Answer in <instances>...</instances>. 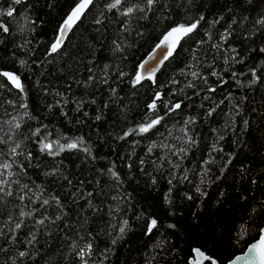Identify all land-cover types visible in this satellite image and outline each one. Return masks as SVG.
<instances>
[{
    "label": "trees",
    "instance_id": "obj_1",
    "mask_svg": "<svg viewBox=\"0 0 264 264\" xmlns=\"http://www.w3.org/2000/svg\"><path fill=\"white\" fill-rule=\"evenodd\" d=\"M78 2L0 0V10H16L0 16L9 29H0V72L18 75L24 89L0 76V164L12 163L9 179L32 197L20 202L13 183L14 196L0 200V264H82L77 253L89 242L88 264H189L193 246L223 264L264 225V0H157L151 10L146 0H124L111 11L113 0H94L51 52ZM134 5L144 11L121 14ZM197 20L155 81L133 85L151 48ZM157 117L148 133L119 138ZM43 136L83 144L49 156L39 151ZM16 142L25 155L14 162ZM21 207L35 215L21 218ZM152 218L158 225L148 233Z\"/></svg>",
    "mask_w": 264,
    "mask_h": 264
},
{
    "label": "snow or ice",
    "instance_id": "obj_2",
    "mask_svg": "<svg viewBox=\"0 0 264 264\" xmlns=\"http://www.w3.org/2000/svg\"><path fill=\"white\" fill-rule=\"evenodd\" d=\"M23 2V0H12L13 4L19 5ZM157 2V0H146L148 10H151L152 6ZM94 0H79V2L76 4V6L73 8L71 14L65 19L63 25L61 26L60 38L56 41V43L52 44L51 46V52L55 53L60 48L61 43L63 41V36L67 33V31L72 27V25L80 19V17L84 14V12L89 9L90 5H93ZM122 3H124V0H113L112 3L107 5V8L109 11L112 9H117ZM137 10L143 12L144 8H141L139 5H134L131 7H127L125 11H123L121 14L124 16H130ZM14 7H8L6 10H0V16H8L13 17L15 13ZM201 20L203 17L200 18ZM99 23V21H97ZM200 21L197 20L190 25L180 24L175 27H172L163 37V39L160 41V44L157 45V48H160L162 45L166 46L167 54L163 57V59H168L169 56L172 55L173 51L175 50L176 45L180 42L181 39H183L186 36H189L191 33H193L199 25ZM260 24H264V19H261L258 21ZM0 29H2L3 32H8L9 29L6 25L3 23H0ZM21 31H23V28H21ZM224 40H227V34L224 36ZM232 51H235V49H232ZM261 52H264V48L260 49ZM152 59H157L156 57H153ZM162 62V61H160ZM227 62V61H226ZM21 64L24 63V61H20ZM107 67V66H105ZM139 68L141 71H138L136 74L135 79L132 81L133 85L139 84L143 79H145V76L142 74V72L148 73V79H152L154 76V72L151 71V66L148 64V61H145L141 65H139ZM123 75V74H121ZM194 78L197 77V73L193 72L191 74ZM213 76H216V72H212ZM0 76L7 77L8 81L11 82V84L16 88L19 89L21 92L24 91L23 85L21 83L20 77L12 72H0ZM104 83H107L105 80ZM189 87H192L194 85L189 84ZM115 90H113L114 92ZM161 99V96L159 93L156 94L155 99L152 101L151 104L148 105V108L153 113L157 109V101ZM9 103H12L9 101ZM26 107V105H25ZM181 107L180 103L174 104L172 107L169 108V111H175L176 109H179ZM97 120L100 119V116L96 117ZM163 120V117H157L155 119H150L148 122L144 124H140L137 126V128H130L128 131H126L120 139H125L127 136L131 134H144L148 133L150 130H152L156 125L160 124ZM15 128H19L20 124L15 123ZM46 127V126H45ZM2 131V129H0ZM32 136H40L41 135V129L37 128L35 131L31 134ZM25 139H28V137H25ZM9 140H11V136H9ZM7 141L4 140L3 137H0V144H6ZM21 143L22 142H16L14 145L9 146L8 154L10 157L13 158V161L15 162V157L20 155H25L23 151H18V149H21ZM39 151L41 153H47L49 156H57L60 154V152L65 150H71V149H77L81 144H83V137H79L76 140H72L66 144H61L59 140H50L48 136H43L40 140L37 141ZM85 151H88V149H84ZM151 151V149H149ZM0 155H3V153H0ZM26 159L31 160L32 156L31 153L28 152L26 154ZM21 170H23V165H19ZM12 168V163L10 162H4L0 164V200H3L5 197H13L14 191L12 188V184H17L19 187V192L16 193V198L20 202H24L26 199L29 200V202H32V197L29 196V192L31 191L28 189L27 184H20L19 180H10L9 178L13 177L15 175L14 172H12L10 169ZM111 171V170H110ZM112 175L118 177V174L114 171L112 172ZM171 183V181H169ZM27 190V191H26ZM171 191V189L169 190ZM197 191H199V188H197ZM191 199V197H188ZM36 199H40V197H36ZM52 199L55 200L56 204L59 205L60 202L57 198L53 197ZM167 199V197H166ZM50 200L49 199H43L41 203V207L49 205ZM26 207V206H25ZM256 211L255 209L253 210ZM19 215L21 218H32L35 215V209L25 211L24 207L20 208ZM11 219V217H9ZM49 218L44 216L39 220H36L35 223L37 225H44L46 220ZM56 219H59V217H56ZM24 223V220L21 219L20 222L16 223L14 228L16 230L20 229ZM128 222L123 221L121 226L119 227V233L120 236L123 235V233L127 229ZM158 225V221L155 218L150 219L148 225H147V231L148 233H151L153 229H155ZM169 227H175V225H169ZM2 234V233H0ZM248 235V229L245 225L241 226V232H240V238L243 239L244 236ZM258 239L253 238V242L248 244L246 247V251L242 253V255H237L234 258L228 259L227 264H264V228H260L258 230ZM119 238V237H118ZM32 239H35V235H33ZM31 243V241H29ZM239 242V241H237ZM116 240H112V244H115ZM74 247H76L74 245ZM93 244L91 242L85 244L83 248H80L78 251V255L81 259L82 264H88V261L85 259L86 256H90L91 250H92ZM195 258L190 261V264H202L203 261H207L208 264H221V261L216 259L213 256L205 254L200 248L193 249ZM26 255L25 252H20L19 256L24 257Z\"/></svg>",
    "mask_w": 264,
    "mask_h": 264
},
{
    "label": "water",
    "instance_id": "obj_3",
    "mask_svg": "<svg viewBox=\"0 0 264 264\" xmlns=\"http://www.w3.org/2000/svg\"><path fill=\"white\" fill-rule=\"evenodd\" d=\"M74 8V7H73ZM73 10V9H72ZM72 10L68 13V15L65 17V19H67V17L71 14V12H72ZM65 19L63 20V22L61 23V25H60V27H59V31H58V35H57V38H56V40L52 43V44H54V43H56V41L60 38V36H61V33H60V29H61V26L63 25V23H64V21H65ZM78 21V20H77ZM77 21L72 25V27L77 23ZM71 27V28H72ZM71 28L67 31V33L63 36V41L65 40V38H66V36H67V34H68V32L71 30ZM163 38H161L152 48H151V50L145 55V57L140 61V63H139V65H141L142 63H144L145 61H148V64L151 66V71H153L154 72V76H153V78L152 79H148L147 77H148V73L147 72H142V74L145 76V79H148V80H150V81H152V82H154L155 81V78H156V74H157V72L159 71V69L161 68V66L163 65V63L167 60H165V59H163V57L167 54V51H166V46H161L160 48H157V45L158 44H160V41L162 40ZM63 41H62V43H63ZM61 43V44H62ZM52 46V45H51ZM153 57H156L157 59H152ZM170 57V56H169ZM168 57V58H169ZM160 61H162V62H160ZM139 65H138V71H141L140 70V68H139ZM4 72H9V71H4ZM144 80V79H143ZM261 228H264V225L261 227ZM257 239H258V236L256 237ZM253 242V240L251 241V242H249L248 244H250V243H252ZM247 244V245H248ZM247 247V246H246ZM246 247L244 248V250H242V251H240V252H238V253H236L235 255H233L231 258H234L235 256H237V255H242V253L244 252V251H246ZM195 248H200V247H198V246H193L192 247V254L189 256V258H188V262H189V264H190V261L192 260V259H194L195 258V256H194V252H193V249H195ZM201 249V248H200ZM202 250V249H201ZM203 251V250H202ZM203 252H205V251H203ZM205 254H207L206 252H205ZM207 255H209V254H207ZM211 256V255H210ZM230 258V259H231ZM205 262L206 261H203L202 262V264H205ZM223 264H227V261L226 262H224Z\"/></svg>",
    "mask_w": 264,
    "mask_h": 264
}]
</instances>
